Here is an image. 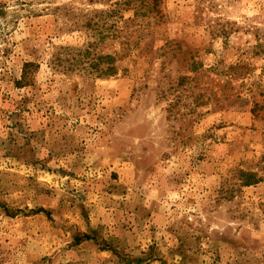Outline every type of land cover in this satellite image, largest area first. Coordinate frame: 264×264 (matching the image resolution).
<instances>
[{
  "label": "rangeland",
  "instance_id": "374dc122",
  "mask_svg": "<svg viewBox=\"0 0 264 264\" xmlns=\"http://www.w3.org/2000/svg\"><path fill=\"white\" fill-rule=\"evenodd\" d=\"M0 264H264V0H0Z\"/></svg>",
  "mask_w": 264,
  "mask_h": 264
},
{
  "label": "trees",
  "instance_id": "16d2710c",
  "mask_svg": "<svg viewBox=\"0 0 264 264\" xmlns=\"http://www.w3.org/2000/svg\"><path fill=\"white\" fill-rule=\"evenodd\" d=\"M31 64L27 63L24 64L20 76L21 81H25L27 78V75L30 72ZM89 66L92 68L93 71H96L98 77H109L113 76L117 73L118 67L115 64V58L111 55H99L97 56V59L95 62H91ZM20 82V81H19ZM243 176L247 177V180L244 182L245 184H250L257 179L254 178V174L252 173H243Z\"/></svg>",
  "mask_w": 264,
  "mask_h": 264
}]
</instances>
